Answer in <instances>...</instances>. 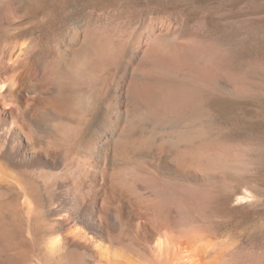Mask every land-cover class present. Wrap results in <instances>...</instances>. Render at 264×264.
Here are the masks:
<instances>
[{"label":"bare ground","instance_id":"6f19581e","mask_svg":"<svg viewBox=\"0 0 264 264\" xmlns=\"http://www.w3.org/2000/svg\"><path fill=\"white\" fill-rule=\"evenodd\" d=\"M30 5L0 0V245L44 206L50 264H224L186 231L213 216L223 141L185 107L178 23L96 7L40 49L30 34L52 25Z\"/></svg>","mask_w":264,"mask_h":264},{"label":"rangeland","instance_id":"374dc122","mask_svg":"<svg viewBox=\"0 0 264 264\" xmlns=\"http://www.w3.org/2000/svg\"><path fill=\"white\" fill-rule=\"evenodd\" d=\"M28 1L38 18L50 20L54 28L43 36L37 31L30 34L32 44L40 49L63 46V34L86 21L96 7L111 12L118 6L149 9L157 30L178 23L185 107L193 110L200 129L209 127L222 138L225 149L220 150L224 155L219 152L216 157L213 216L208 221L200 211L199 224L186 231L211 237L213 255L225 258L226 254L227 264H264V0ZM213 79L229 91L213 88ZM163 92L171 96V81ZM9 206L17 204L13 201ZM40 209L31 222L21 219L20 225L8 227V237L0 245V264H50L39 230L47 211L44 206ZM29 230L31 239L26 236Z\"/></svg>","mask_w":264,"mask_h":264}]
</instances>
